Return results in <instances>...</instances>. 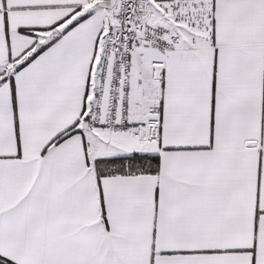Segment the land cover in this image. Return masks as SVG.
<instances>
[{
    "label": "snow or ice",
    "instance_id": "snow-or-ice-1",
    "mask_svg": "<svg viewBox=\"0 0 264 264\" xmlns=\"http://www.w3.org/2000/svg\"><path fill=\"white\" fill-rule=\"evenodd\" d=\"M0 264H264V0H0Z\"/></svg>",
    "mask_w": 264,
    "mask_h": 264
}]
</instances>
